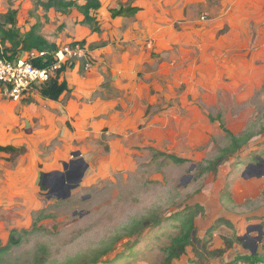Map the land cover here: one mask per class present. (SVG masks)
Masks as SVG:
<instances>
[{
	"label": "rangeland",
	"instance_id": "rangeland-1",
	"mask_svg": "<svg viewBox=\"0 0 264 264\" xmlns=\"http://www.w3.org/2000/svg\"><path fill=\"white\" fill-rule=\"evenodd\" d=\"M46 1L0 0V17L14 13L21 35L38 25L43 41L58 49H83V58L67 60L65 73L76 66L83 76H97L93 96L115 102V108L101 128L81 140H63L47 121L34 142L25 136L31 129L19 134L15 124L8 125L7 145L22 151L0 157V243L6 245L14 230L22 238L2 264H37L33 260L40 257L39 247L47 251L44 264H67L107 245L114 252L100 264L115 262L121 254L125 258L113 264H162L164 249L178 231L170 217L197 207L205 211L200 209L199 240L207 241L204 230L214 227L213 247L222 245L223 236L235 240V231L225 226L219 230L214 219L249 215L264 205V0L230 3L227 16L211 24L207 21L212 16L200 15L192 30L175 23L179 43L159 32L141 38L133 31L128 36L116 33L129 19L135 29L156 13L166 20L173 7L164 5L166 0H100L101 10L92 14L98 32L84 25L75 9L44 12L39 3ZM133 6L140 8L135 17L124 16L122 22L111 17V11ZM162 38L168 39V47ZM37 93L34 88L21 103H32ZM219 120L232 134L248 133L251 140L216 172L202 173L201 167L229 144ZM66 127L72 133L80 130L69 122ZM75 151L88 169L79 186L61 199L60 189L54 195L50 190L58 182L42 186L40 174L60 173ZM165 155L187 162L177 165ZM20 169L21 174L33 170L34 182L18 175L9 187L5 175ZM240 177L259 179L258 192L236 188ZM143 220L151 226L133 237L125 235L126 228ZM250 237H260L264 246L257 232L239 239L248 245L245 238ZM256 242L251 245L255 250ZM236 243L211 264H246L241 243ZM172 264L200 263L187 250Z\"/></svg>",
	"mask_w": 264,
	"mask_h": 264
},
{
	"label": "crops",
	"instance_id": "crops-1",
	"mask_svg": "<svg viewBox=\"0 0 264 264\" xmlns=\"http://www.w3.org/2000/svg\"><path fill=\"white\" fill-rule=\"evenodd\" d=\"M240 1H244V0H166L164 5H170L171 7L173 6L166 20H164L163 14L159 15L158 13H156L157 17L155 19H145L143 21H140L141 22V25L139 27L140 29L139 28L135 29L136 27L135 24H133L132 19H129L127 22L128 26H124L123 30L122 28L116 30V33H123L124 36H128L133 31L136 32V35L138 37L140 36L141 38V37L149 36V32H152V34L154 32L155 33L159 32V34L163 35L164 37L172 38L174 42L179 43L180 35L179 33H176L173 28L175 23L183 22L185 23L183 25L189 28L191 27L192 30L195 27L194 25L199 23L198 18L200 17V15H205V16L209 15L213 17V20H209L207 21V23L211 24L212 22L218 21L227 16L228 11L226 9L229 7L230 3H236ZM101 8H102V3H101ZM50 11H54V10H50ZM136 15L137 14H135L133 17H135ZM117 18H118L117 22L118 20L119 22H122L124 20L123 17L120 18L117 17ZM167 38H162V41L168 47L167 43L169 38L168 39ZM165 39H167L166 40L167 42L165 41ZM114 66H115L114 70H117L118 64L115 63ZM61 77L62 80H65L67 82L70 93L63 94L58 101H49L43 99L40 97L39 93H37L36 95H33L35 99L33 100L32 103L22 104L21 103L22 101L12 102L0 94V146H10L7 145L10 144V142L6 143L5 141V138H9L8 137L9 124H15L18 127L17 131L19 132V134H20V130L27 131L31 129L30 130L31 133L25 134V136H27V139L29 141L32 140L33 142L37 141L36 135L37 134L39 135V133L42 132L41 130H44L43 129L44 125L42 124H44L45 121L49 123L51 127L50 129L52 131H56L57 134L61 133L63 140H66L67 138L71 140H81L86 138V136L88 135L90 136L91 134H93L95 128L98 129L101 128V126L105 124V117L107 116H109V118L112 117V113L115 108V102H112L108 99H101L99 97L96 98L93 96L94 93H96V91L98 90V85L100 83V80L98 79L97 76L92 77L90 76V74H86V76H83L81 73H78L77 68L75 66L73 67L72 71H70L69 73L64 72L61 75ZM67 122H69L76 129L80 128V130L77 129L73 133L70 132L66 127ZM89 127H91L92 130H89ZM55 135L56 134H54V136ZM27 139H25L26 140L25 142H27V144L29 145ZM40 142L42 141L40 140ZM19 144L21 145V143ZM76 152L78 151L72 152L71 157L72 154ZM3 155L6 154H0V157ZM72 158L74 159L72 161H69V163H63L62 167L64 168L69 164H77L78 166H80L81 164L80 160H82L84 165H86L88 169V165L81 158V153L79 157L77 158L72 157ZM234 160L235 159H233V161ZM2 169L3 168L0 167V170ZM21 170L22 169L18 170L19 173L12 174L8 172L5 175L7 179L11 180L10 184H8L9 187H13L12 182L14 180L15 181L18 180L19 178H23V179L26 178L27 180H31L32 183L34 182L35 178H34L33 170L32 172H29L28 170L27 172L22 174L20 173ZM54 172L55 171L43 173V174H49ZM227 172L221 171V175H224ZM18 175L20 176L18 177V179H16ZM48 178L51 177H47L43 182L44 184L45 181L47 183ZM42 179L43 176L41 177V180ZM258 180L259 179H253L252 177H250L247 180L240 177L238 180L235 181L232 180V181L236 183V188L238 185H240L241 188L243 189L246 188L249 194H256L258 192L259 185L261 184L260 183L259 185H257L259 182ZM246 189L244 190L246 191ZM198 208L203 211V214L205 213L204 209H202L201 207ZM200 212L201 211L199 210V214L195 218L196 230H198V220L200 219L201 216ZM220 220H222L223 223H219L218 221ZM225 220H223L222 218H217L214 219L213 223L217 221L218 224L221 225L218 228L219 230H221L222 226L228 227L226 223H230L231 227L228 228L235 231L236 234L235 238L236 237L238 238L242 234H245L247 232L248 233L257 232L258 235L261 236L263 235L264 238V205L259 207L257 211H251V214L249 215L246 214H244V216L229 215L225 218ZM237 224H239V226L241 227L240 231L237 227ZM216 228L217 227H214V230L211 233L212 234L211 238L208 239L212 240V237L215 236L216 232L214 231H216ZM253 228H256V230H252ZM207 230L208 229L204 230L205 235L208 232ZM221 234L224 233L221 232ZM205 235H203V237ZM223 238L226 237L223 236ZM245 239L249 240V242H247L248 245L244 244L245 241L243 240V238L239 239V243H241L239 246L242 247L240 254L246 257H249L251 255L254 256L257 254L262 255L261 257L257 256L258 257L257 261L261 260V258H264V246L258 243L260 241H258L257 239H253V237L245 238ZM200 240L203 241V239ZM242 241L244 242L242 243ZM255 241H257L256 243H258L257 244L258 247L256 246L257 247L256 250L255 247L254 248L251 247L252 243ZM236 244L237 243H235L233 247ZM222 246H223V241L220 247H213V248H221ZM227 252L225 253V255L227 254ZM244 262H246V260H244Z\"/></svg>",
	"mask_w": 264,
	"mask_h": 264
},
{
	"label": "trees",
	"instance_id": "trees-1",
	"mask_svg": "<svg viewBox=\"0 0 264 264\" xmlns=\"http://www.w3.org/2000/svg\"><path fill=\"white\" fill-rule=\"evenodd\" d=\"M79 1L82 3L79 4ZM39 6L44 12L54 10L55 12L66 14L72 9H75L82 17V23L89 26L93 32L99 31L98 23L92 16L94 12H97L101 8L100 0H47L46 2H40ZM137 7L120 8L117 11H111V17H133L139 12ZM16 27V19L14 13H7L0 17V59L6 58L10 61L15 60L18 55L28 53L31 51L44 52L45 57L36 59L32 63L37 68H45L53 65L54 54L57 52L58 47L55 44H49L38 37V25L31 29L29 33L21 35ZM66 66L62 64L59 69L55 70L54 75L50 80L43 85L36 87L40 97L49 101H58L59 98L69 92V87L65 80H61V75L65 72ZM221 130L226 134L229 139L227 147L220 150L218 156L207 163L205 167H201L202 173H213L228 159L239 152L244 146L251 140V135L243 133L239 136L232 134L225 129L223 122H220ZM16 148L12 146H0V154H6L13 156L17 153ZM22 151V149H19ZM18 150V152H19ZM19 154V153H18ZM166 158L174 164L182 165L187 162L186 159L176 157L174 155H165ZM43 174H41V177ZM198 208V207H197ZM198 209H188V212L184 214H177L171 216L172 221L175 222V228L178 230L175 235L170 238V243L164 249V259L162 264H172L174 261L180 260L187 254V250H190L199 261L200 264H211V261L215 259H221L225 253L233 248V245L239 240V237L235 240L223 238V246L221 248H213L211 239L207 241L199 240L196 237L195 218L199 214ZM223 223L222 220L218 221ZM157 225V224H156ZM228 227H231L230 223H226ZM151 226L146 220L136 222L125 229V235L133 237L135 234L143 231ZM159 226V224L157 225ZM172 226V225H171ZM213 229L208 230L206 235L211 238ZM23 233V231H22ZM22 234L18 231H12L11 236L8 239L6 245L0 243V264H2V258L5 256L14 246L20 243ZM211 241V247H210ZM138 246V244H136ZM133 250V249H132ZM114 252L113 246H104L100 250L94 252L87 257H81L76 260H71L67 264H100L105 257ZM129 255L131 250L128 251ZM38 253L40 257H35L34 262L37 264H44V257L46 256V248L39 247ZM125 258L123 254L118 255L116 261ZM128 258V255H127ZM241 260V259H240ZM246 264H253L258 260L257 255L246 257ZM254 260V261H252ZM264 261V258H261ZM110 262L108 264L115 263Z\"/></svg>",
	"mask_w": 264,
	"mask_h": 264
},
{
	"label": "built area",
	"instance_id": "built-area-1",
	"mask_svg": "<svg viewBox=\"0 0 264 264\" xmlns=\"http://www.w3.org/2000/svg\"><path fill=\"white\" fill-rule=\"evenodd\" d=\"M85 51L78 46L63 47L54 54L53 65L37 68L33 61L45 57L44 52L31 51L18 55L15 60L0 59V94L12 102H21L31 91L48 82L55 70L71 58H83ZM253 264H264L259 260Z\"/></svg>",
	"mask_w": 264,
	"mask_h": 264
},
{
	"label": "flooded vegetation",
	"instance_id": "flooded-vegetation-1",
	"mask_svg": "<svg viewBox=\"0 0 264 264\" xmlns=\"http://www.w3.org/2000/svg\"><path fill=\"white\" fill-rule=\"evenodd\" d=\"M75 165L77 164H69L68 166L64 167L62 171L56 176L47 179L48 183H53L54 181L58 182V187H56L55 189L53 187H50L53 195L56 191H58V189H60L61 194H63L66 186L73 183L78 178V176L76 175L77 168Z\"/></svg>",
	"mask_w": 264,
	"mask_h": 264
},
{
	"label": "water",
	"instance_id": "water-1",
	"mask_svg": "<svg viewBox=\"0 0 264 264\" xmlns=\"http://www.w3.org/2000/svg\"><path fill=\"white\" fill-rule=\"evenodd\" d=\"M80 153L76 152V153H73L72 154V157H79ZM81 164L83 163L82 160H80ZM79 166V169H77L76 171V175L78 176V178L71 184L67 185L65 190L63 191L64 193L61 194L60 196H58V198H61V199H66L72 190H74L75 188H77L82 180V177L84 175V173L86 172V169H87V166L84 165V163ZM59 172H54V173H49V174H43V179H42V186H43V182L44 180L47 178V177H52L54 175H57ZM250 230V229H249ZM258 241H260V237L257 238Z\"/></svg>",
	"mask_w": 264,
	"mask_h": 264
}]
</instances>
